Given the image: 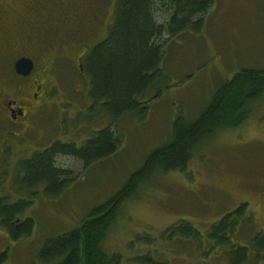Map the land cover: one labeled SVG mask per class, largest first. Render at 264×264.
Instances as JSON below:
<instances>
[{
  "label": "rangeland",
  "instance_id": "obj_1",
  "mask_svg": "<svg viewBox=\"0 0 264 264\" xmlns=\"http://www.w3.org/2000/svg\"><path fill=\"white\" fill-rule=\"evenodd\" d=\"M90 1L110 17L106 27L112 25L117 0ZM172 15L164 5L155 6L158 24L168 25ZM78 39L82 40L81 34ZM163 40L168 44L161 82L143 99L145 110L118 121L101 103L91 106L89 85L81 80H85L82 75L59 69L63 72L53 82L47 104L33 111L29 132L22 135L24 158L57 141L79 146L94 132L113 124L122 141L116 154L87 169L76 158L58 156L56 168L68 171L73 183L57 199L47 198L42 188L34 193L24 189L22 182L18 189L19 184L15 185L10 201L27 199L21 206L30 214L32 233L14 240L18 241L14 253L0 264H32L46 240L79 225L92 209L124 186L150 153L171 141L176 116L195 121L216 87L241 70H262L264 0H214L200 27L174 38L165 34ZM242 204L246 213L240 221L236 219L229 240L230 245L250 247L251 238L264 232V98L250 106L244 125L218 132L194 149L184 172H157L140 183L119 209L104 248L119 252L125 264L147 254L162 264H228L230 246L218 244L208 234ZM179 221L198 230L200 242L175 236L162 241V233ZM146 236L152 242H146ZM7 243L0 241V249Z\"/></svg>",
  "mask_w": 264,
  "mask_h": 264
},
{
  "label": "trees",
  "instance_id": "obj_2",
  "mask_svg": "<svg viewBox=\"0 0 264 264\" xmlns=\"http://www.w3.org/2000/svg\"><path fill=\"white\" fill-rule=\"evenodd\" d=\"M213 1L117 0L114 21L102 32L106 37L93 47L84 65L92 107L101 103L115 121L145 110L143 99L161 82V64L168 44L163 40L164 35L174 38L188 29L200 27ZM157 5L173 11L168 25L155 20ZM199 15L203 17L193 21ZM262 98L264 68L241 70L216 87L209 105L195 121L186 122L181 115L176 116L171 141L150 153L124 186L104 204L92 209L79 225L46 240L32 264H125L119 252H108L104 244L119 209L135 194L138 185L157 172H184L194 149L218 132L244 125L250 106ZM113 127L114 124L94 132L79 146L71 141H57L28 155L20 169L23 188H42L47 198H59L73 182L68 171L56 168V158H76L84 169L109 158L116 154L122 141L121 134H116ZM246 209L245 204L240 205L217 222L208 234L218 244L230 246L228 264H264V232L251 238L250 247L230 245L229 235L237 225L236 219L240 221ZM6 213L9 218L15 210ZM173 236L196 242L202 238L201 233L185 221L165 230L161 240L167 242ZM145 238L146 242H152L148 236ZM131 261L133 264H162L154 262L151 254L135 256Z\"/></svg>",
  "mask_w": 264,
  "mask_h": 264
},
{
  "label": "flooded vegetation",
  "instance_id": "obj_3",
  "mask_svg": "<svg viewBox=\"0 0 264 264\" xmlns=\"http://www.w3.org/2000/svg\"><path fill=\"white\" fill-rule=\"evenodd\" d=\"M108 18L90 0H0V241L8 242L0 249V262L14 253L21 234L32 233L30 214L21 206L27 199L10 201L23 178L20 169L26 151L22 135L29 132L33 111L47 104L52 84L64 69L75 70L89 85L85 61L106 37L102 32L107 30ZM22 59L32 66L27 76L15 69ZM10 209L15 213L8 218L5 214Z\"/></svg>",
  "mask_w": 264,
  "mask_h": 264
},
{
  "label": "water",
  "instance_id": "obj_4",
  "mask_svg": "<svg viewBox=\"0 0 264 264\" xmlns=\"http://www.w3.org/2000/svg\"><path fill=\"white\" fill-rule=\"evenodd\" d=\"M31 67L30 61L26 59L19 60L15 65L16 72L22 76H27L31 72Z\"/></svg>",
  "mask_w": 264,
  "mask_h": 264
}]
</instances>
